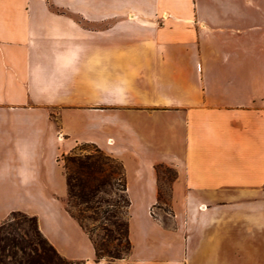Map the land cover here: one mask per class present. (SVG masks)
I'll return each mask as SVG.
<instances>
[{
  "label": "crops",
  "instance_id": "crops-1",
  "mask_svg": "<svg viewBox=\"0 0 264 264\" xmlns=\"http://www.w3.org/2000/svg\"><path fill=\"white\" fill-rule=\"evenodd\" d=\"M84 144L124 169L109 264H264V0H0V223L104 264L66 207L59 158Z\"/></svg>",
  "mask_w": 264,
  "mask_h": 264
},
{
  "label": "trees",
  "instance_id": "trees-1",
  "mask_svg": "<svg viewBox=\"0 0 264 264\" xmlns=\"http://www.w3.org/2000/svg\"><path fill=\"white\" fill-rule=\"evenodd\" d=\"M94 148L92 152L86 154L72 151L63 155V167L68 189L67 210L90 236L96 251V262L99 263L101 249L94 238V229L109 231L107 226L110 223L116 234L113 236L114 232L111 230L112 238L120 241V244L123 239L125 240V255L130 251L131 242L128 219L125 221V231L122 232L123 225L116 220L118 215L110 209L114 205L99 198L98 195L107 192L109 187L124 192L121 197L127 209L130 200L126 195V179L121 162L99 148ZM120 181L122 189L118 188ZM74 207L77 208V212L73 210ZM11 215L9 221L0 225V264H85L84 261L69 260L62 256L40 231L36 216L29 217L33 222L34 237L29 230L19 232L12 228V222L16 217L19 215L27 217L26 213L13 211ZM125 255L116 253L110 257L119 259Z\"/></svg>",
  "mask_w": 264,
  "mask_h": 264
},
{
  "label": "rangeland",
  "instance_id": "rangeland-1",
  "mask_svg": "<svg viewBox=\"0 0 264 264\" xmlns=\"http://www.w3.org/2000/svg\"><path fill=\"white\" fill-rule=\"evenodd\" d=\"M95 148L90 145H80L78 148L74 149V152L86 154L89 152H92ZM59 161L64 164L63 156L59 158ZM114 165V163H112ZM160 202L159 204H156V206H159L162 211H170V207L166 204H163V201H168L169 199V183L170 181L175 177L174 171L169 167H160ZM122 181L119 182L118 188L122 189ZM121 195H124V192L121 190L113 189V188H107V192L100 193L98 195L99 198L106 200L113 204L114 206H111V210L118 215L116 220H119L120 223H122V232L125 231V221L127 220V208L125 207L124 199L121 197ZM68 202V197L66 199V207ZM163 202V203H162ZM155 206V214L157 207ZM77 208H73L75 212ZM24 213V212H23ZM27 217L24 216H17L16 219L12 222V228L18 230L19 232H23L24 230H29L31 235L35 237V232L33 230V222L29 219L30 215L27 214ZM12 218V215L10 214L8 218L3 221L7 222ZM0 223V225L2 224ZM97 225V224H96ZM89 226L93 228V225L89 223ZM109 231H100L94 229V238L97 242V245L99 246L100 253H101V262L104 264H109L116 259L110 257V255H115L116 253H120L122 255H125V240L123 239L122 244H120V241L114 240L112 238V235L115 236L114 227L108 223L107 226ZM111 230L114 232V234L111 235ZM105 234H108L109 236H105ZM105 236V238H102Z\"/></svg>",
  "mask_w": 264,
  "mask_h": 264
},
{
  "label": "built area",
  "instance_id": "built-area-1",
  "mask_svg": "<svg viewBox=\"0 0 264 264\" xmlns=\"http://www.w3.org/2000/svg\"><path fill=\"white\" fill-rule=\"evenodd\" d=\"M154 210H155V206L152 207L151 211H152V213H153L154 215H156Z\"/></svg>",
  "mask_w": 264,
  "mask_h": 264
}]
</instances>
